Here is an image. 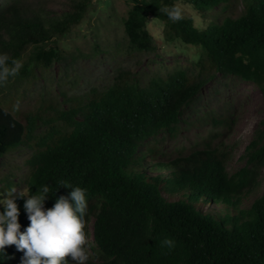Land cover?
I'll use <instances>...</instances> for the list:
<instances>
[{
  "label": "trees",
  "instance_id": "1",
  "mask_svg": "<svg viewBox=\"0 0 264 264\" xmlns=\"http://www.w3.org/2000/svg\"><path fill=\"white\" fill-rule=\"evenodd\" d=\"M129 1L124 19L129 47L152 48L146 27L152 16L162 22L166 39L201 47L197 73L175 69L140 85L130 71L120 70L105 89L68 97L66 107L53 105L48 112L40 105L23 117L1 100L0 158L21 145L32 148L27 191L48 184L54 191L47 194L45 208L70 192L60 181L87 190L85 231L92 244L87 264H264V187L248 208L238 206L264 165V120L245 146V165L233 172L227 170L230 150L212 145L216 132L207 136L205 147L169 160L157 159L156 146L148 143L174 128L183 108L216 73L253 82L264 99V0L246 1L241 15L204 27L184 11L177 22L160 11L179 5L178 0ZM181 1L203 12L229 0ZM84 9L79 1L72 10L48 17L17 0L0 4V54L10 65L18 62L28 46L78 23ZM52 53L51 47L38 49L30 56L33 65L49 66L57 55ZM13 187L9 183L3 193ZM176 194L181 197L167 198ZM23 203L17 197L21 231L30 223ZM165 238L175 247L164 246ZM22 259L14 244L0 253V264Z\"/></svg>",
  "mask_w": 264,
  "mask_h": 264
},
{
  "label": "rangeland",
  "instance_id": "2",
  "mask_svg": "<svg viewBox=\"0 0 264 264\" xmlns=\"http://www.w3.org/2000/svg\"><path fill=\"white\" fill-rule=\"evenodd\" d=\"M7 1L0 0V4ZM17 1L48 17L72 10L79 1L85 3L78 23L43 44L28 46L18 61L22 64L19 72L0 85V101L4 100V105L20 117L40 105L44 111L53 105L66 107L68 97L81 95L92 88L105 89L120 70L130 71L140 85H146L154 75L165 76L175 69H184L192 75L198 71L201 47L178 39H166L162 22L152 16L148 17L146 25L153 38L152 48L137 51L129 47L124 30V19L131 7L129 0ZM246 1L250 0H229L203 12H195L181 0L178 4L197 25L204 27L228 16L241 15ZM42 47L45 50L51 47L57 54L51 56V64L47 67L34 66L30 57ZM261 120H264V99L259 88L237 76L216 73L183 108L174 128L161 131L148 143L156 146L157 159L169 160L205 147L207 136L216 132L212 145L230 150L227 170L233 172L245 165V146ZM40 129L38 127L37 132ZM31 152L30 146L21 145L0 158V193L9 183L14 185L17 193L27 191L29 167L26 159ZM147 154L148 160L150 154ZM263 187L264 165L259 170L258 183L243 195L239 208H248ZM180 197V194L167 195L170 200ZM196 205L205 211L214 209L202 201H197ZM215 207L220 209L222 205L215 204Z\"/></svg>",
  "mask_w": 264,
  "mask_h": 264
},
{
  "label": "clouds",
  "instance_id": "3",
  "mask_svg": "<svg viewBox=\"0 0 264 264\" xmlns=\"http://www.w3.org/2000/svg\"><path fill=\"white\" fill-rule=\"evenodd\" d=\"M163 11L168 19L177 22L183 19V9L176 4L166 6ZM22 64L0 54V85L15 76ZM58 185L70 188V192L56 198L52 207L45 208L47 194L53 192L48 184L35 192L19 191L13 187L0 193V253L4 246L14 244L23 251L21 264H87L91 257L92 244L85 231V216L88 211L87 190L80 186L60 181ZM15 194V195H14ZM17 197L24 198L23 208L30 223L20 230ZM162 244L169 250L175 241L165 238ZM71 257V260L68 257Z\"/></svg>",
  "mask_w": 264,
  "mask_h": 264
}]
</instances>
